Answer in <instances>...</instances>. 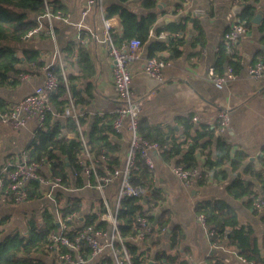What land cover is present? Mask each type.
<instances>
[{"label":"crops","instance_id":"obj_1","mask_svg":"<svg viewBox=\"0 0 264 264\" xmlns=\"http://www.w3.org/2000/svg\"><path fill=\"white\" fill-rule=\"evenodd\" d=\"M89 0H58L68 19L53 18V30L50 28V19L45 15H38V26L41 29L32 35H28L22 41L15 43L18 51L23 48H35L41 53V59L45 65L38 70L24 71V64L17 67L23 70L21 73H10L19 78L15 85H0V99L7 104L13 103L25 97L27 94L44 83L46 67L57 64L61 60L64 69L76 76L73 83L81 90L87 101L80 105L84 117L83 129L88 132L97 116L103 117L105 123H110L115 110L120 103V95L113 81V62L109 54L107 43L104 39V19L106 6L115 0H100L88 8ZM252 3L257 7L256 14L263 10L260 22L252 21L247 31L240 39L238 54L235 60L236 76L225 85L216 84L210 77V71L226 72L229 59L225 53V61L218 65L221 56V48L224 46V36L228 26V20L238 17L234 12L237 4L244 7ZM160 4V6H159ZM196 4L204 6L210 15L199 17L205 31V43H194L197 30L193 28L192 21L189 30L185 33L171 34L164 31L160 34L156 29L173 21H179L185 12L180 10L181 0H158L156 11L158 19L150 29L146 39V47L141 58L131 64L132 89L136 98L142 99L140 119L145 132L150 137L173 136L179 139H187L184 150L190 145L192 136L205 127L214 129L212 137L205 136L201 139L200 146L196 149L199 166L204 167L209 153L216 156V146L219 137H223L233 144V152L242 150L247 154V159L240 169L234 171L231 163L227 162L220 168L227 171V176L219 173L215 176L211 173L207 181L201 183L198 179L190 186L186 185L173 171L172 165L176 158L167 161L160 152H155V174L152 176L156 189L159 191V199L150 206L153 216L151 223L154 233H150L144 239L129 236L127 239L136 243L140 250H144L148 260L154 259L161 252L174 255L177 260H186L187 264H213L218 258L224 259L229 264H250L241 259L236 246L230 245L227 237L211 239L209 227L204 226L198 219L199 213L196 206L206 199L222 198L227 200L237 211L241 224L252 225L256 231L261 247L264 245V222L261 219L263 209L255 208L249 203L250 198L259 195L264 198L263 182L255 175L245 171L246 166L252 162L256 170H262L263 165L259 156L264 151V76L252 77L249 74L250 64L256 61H264V30L260 23L264 17V0H197ZM128 5L139 12L146 11L139 6V0H129ZM242 8V9H243ZM241 9V10H242ZM241 12V11H240ZM239 12V13H240ZM255 14V15H256ZM116 30H121L117 18ZM185 36L186 41L181 46L182 53L178 57L170 58V64L164 68L166 82L159 81L145 71V60L148 56L147 46L152 40L168 41L170 36ZM76 43V48L82 43L86 48L94 67V74L83 76V70L79 64L78 51L71 53L68 45ZM160 57L170 55L169 49L157 52ZM166 60V59H165ZM92 81L91 93L87 91L88 83ZM230 107L231 121L223 131L218 129L217 116L220 108ZM55 119L67 120V116L56 113ZM188 124H191L190 129ZM40 126L38 118H31L27 125L17 128L0 120V175L5 165L10 160L20 159L25 153L37 128ZM188 130V132H187ZM130 132L124 127L122 132H110L109 139L112 154L117 159L119 167L124 166L129 149ZM211 141L207 146L202 143ZM241 171V176L238 172ZM46 176L51 174L50 166L44 167ZM236 177L251 180L254 190L251 194L242 197H233L228 184ZM72 183L67 188H51L42 186L43 196L36 199L25 200L20 204L0 202V214H9L10 219L4 226L5 234L27 229V218L33 213L41 218L42 212L49 209L60 214L58 208L64 206L68 197L76 195L82 198V214L99 211L103 202L102 192L96 187L78 186L76 178L72 176ZM121 186V178H114L105 188V195L111 205L115 207L118 192ZM58 197V193H60ZM149 199V197L147 196ZM146 207L150 203L143 202ZM149 208V207H148ZM164 211L170 214V221L165 227L159 225V217ZM174 229L180 232L178 244L171 245L170 236ZM39 257L46 264H53L56 256L49 253H39ZM110 259L112 249L106 248L103 254ZM103 255L95 257L86 264H100ZM60 264V263H59ZM163 264H167L165 261Z\"/></svg>","mask_w":264,"mask_h":264},{"label":"trees","instance_id":"obj_2","mask_svg":"<svg viewBox=\"0 0 264 264\" xmlns=\"http://www.w3.org/2000/svg\"><path fill=\"white\" fill-rule=\"evenodd\" d=\"M50 8L53 12L62 10V6L58 0H48ZM129 0H115L106 6L105 17H117L121 26V30L113 32V38L116 44H122L124 41H129L132 38H146L150 29L156 24L158 19V0H139V6L146 11L139 12L128 5ZM62 8V9H58ZM47 6L45 0H0V85L12 84L19 82V78L13 76L10 72L17 74L24 71L38 70L45 65L41 59V53L35 48H23L18 51L15 43L22 41L27 37L29 31L38 26L37 16L45 13ZM257 12V7L249 3L241 10L238 17L246 23L252 24L253 18ZM192 21V22H191ZM190 22L193 28L197 30V36L194 43H205V31L198 18H191L188 14L184 15L179 21L170 22L164 26H159L156 31L158 34L169 31L171 34L176 32H187L189 30ZM260 28L264 30V17L260 23ZM185 36H170L168 41L152 40L147 46L148 56H158L157 52L169 49L170 55L164 57L169 60L181 55V46L185 43ZM76 43L72 42L68 45V50L75 52ZM78 62L83 70V76L89 77L94 74V67L90 60L89 54L82 43L79 44ZM160 57V56H158ZM163 58V57H161ZM225 47L221 48V56L218 65H222L225 61ZM235 67V60H232ZM24 64L25 68L21 70L17 66ZM48 69L55 72L60 83L58 88L50 94V101L52 109L46 113L45 120L41 124L32 140L30 141L25 152L28 155V161H37L46 158L50 163V170L52 174L62 177L63 183L70 186L72 183L71 167L76 165V160L83 154L84 144L81 138L79 124L73 116H67L64 122L60 119H55V114H63L65 106L69 102V95L75 99V102L80 106L83 105L87 99L82 94L81 90L77 88V84L73 83L76 79L72 73L67 72L68 85L62 73V67L59 63L50 65ZM92 81H89L87 91L92 92ZM6 102L0 99V108L4 109ZM113 121V120H112ZM110 123H105L103 117L97 116L94 119L91 129L85 132L83 129L84 117H80V124L83 133L86 136V141L89 149L99 155L103 151L110 155L109 167L114 168L118 166L117 159L112 154L111 140L109 133L115 132ZM191 124H188L190 129ZM139 130L141 134L150 140L158 141L163 149L161 155L167 161H172L176 158L174 164L183 165L186 168H191L199 165L196 156V149L201 144V139L205 136L212 137L214 129L205 127L204 131H199L196 136H192L190 145L184 150V145L187 144V139H179L176 136L167 138L166 136L150 137L144 130L142 120L140 119ZM188 132V130H187ZM211 141L206 140L202 143L207 146ZM216 156L209 153L205 162V167L211 169L213 174L217 176L222 173L227 176V171L220 168L225 163L230 162L234 171L240 169L241 165L247 159V154L242 150L233 152V144L228 142L223 137L218 138L216 146ZM260 163L264 166V151L259 156ZM246 172L255 175L263 182L264 190V172L256 170L252 162L246 168ZM131 181L135 185H141L145 188L146 194L149 197L147 202L149 208L145 206L141 200L136 196H124L121 198L117 210V218L119 220V233L126 240L131 260L133 264H146L148 256L144 250H140L139 246L128 240L129 236L135 235V226L137 224L138 214H145L151 221L153 216L150 212L152 203H156L159 199V191L155 187L150 171L140 157L137 160V168L132 171ZM198 181L204 183L207 181L206 176H201ZM78 186L84 184L82 176H78L75 180ZM42 184L38 181H33L30 185V191L27 200L36 199L43 196ZM228 190L233 197H242L251 194L254 190V183L251 180H245L242 177H236L228 184ZM58 193V197H60ZM258 196V195H255ZM250 198L249 203L253 205L254 198ZM254 206V205H253ZM63 217L68 216L74 212L82 213L83 205L82 198L76 195L68 197V201L64 206L58 208ZM106 210L104 203H101L99 211H92L85 214V221L87 225H93L97 228H104L111 230L110 223L101 219V214ZM197 212L204 213L207 223L214 230L211 239L215 241L218 237H227L230 245L236 246L239 254L246 259V261L255 262L256 264H264V245L260 246L256 231L252 225L241 224L238 218L236 209L225 199L214 198L200 201L196 206ZM10 219L9 214H0V264H46V261L39 257V253H49V246L52 242L51 235L58 231L59 224L55 212L45 209L42 212L41 218L39 215L33 213L27 218V229L25 232L15 230L5 234L4 226ZM264 222V208L261 216ZM170 221V214L164 211L159 217V225L165 227ZM76 223V222H75ZM67 224L72 227L74 222L67 221ZM232 227V230L225 234V228ZM80 227L71 229L68 234L73 236ZM153 229L151 233H154ZM180 239V232L174 229L171 233V245L175 247ZM117 245L118 242L116 243ZM63 251H69L64 246ZM91 249L86 244L81 245L80 252L83 256H87ZM75 251L71 250L74 255ZM157 264H187L186 260H177L174 255L161 252L156 256ZM112 258L109 259L111 261ZM113 262V260L111 261ZM60 261L56 258L53 264H59ZM213 264H229L224 259L218 258Z\"/></svg>","mask_w":264,"mask_h":264},{"label":"built area","instance_id":"obj_3","mask_svg":"<svg viewBox=\"0 0 264 264\" xmlns=\"http://www.w3.org/2000/svg\"><path fill=\"white\" fill-rule=\"evenodd\" d=\"M100 0H89L88 8L84 10L86 14L89 7ZM197 0H181L180 10L188 14L191 18H199L210 15V12L204 6L196 4ZM240 0H236L239 2ZM47 11L42 15L50 19V28L53 30V18L68 19L69 14L59 10L53 12L50 8L49 1L45 0ZM117 17H105L104 19V39L107 43L109 54L113 62L112 76L120 95V103L115 110V116L112 121L113 129L116 133L122 132L127 127L130 132L129 149L124 166L109 167L110 155L103 151L97 155L93 153L87 144L86 136L82 131L80 117L82 111L75 99L69 95V102L65 106L63 115L73 116L79 124L81 138L84 144L83 154L76 160V165L71 167V174L74 178L82 176L85 186L96 187L102 192L103 203L106 210L101 214V219L110 223L111 230L97 228L93 225H87L85 216L82 213L74 212L66 217L57 214L59 228L58 231L51 235V244L49 251L53 253L60 261V264H79L89 263L95 257L102 256L106 248L112 249L113 262L109 261L103 255L100 264H133L126 240L119 233V220L117 218V210L121 198L124 196H136L141 202L147 199L146 190L141 185H135L131 181L132 171L137 168V160L140 157L146 163L150 175L155 174V152H160L163 146L156 140H150L144 137L140 130V115L143 100L136 98L132 89V71L131 64L144 53L147 39L132 38L124 41L122 44H116L113 38V32L116 31ZM41 29L40 26L29 31L28 35H32ZM248 25L239 17H233L228 20V26L224 36V47L229 63L226 72L220 73L214 70L210 71L211 79L218 85L222 86L231 81L235 76V67L232 63L238 54V46L241 37L247 31ZM27 35V36H28ZM62 67L64 79L68 85L66 71L62 60L59 62ZM170 64L169 61L158 56H147L145 60V71L155 77L160 84L166 82L164 68ZM49 67V66H48ZM46 67V78L42 85L37 86L33 92L13 103H8L4 109L0 108V120L14 127L20 128L27 125L31 118H38L40 125L43 124L46 113L52 109L50 94L55 91L60 83L58 75ZM249 74L255 78L264 76V61H256L249 66ZM230 107L220 108L217 116L218 129L223 131L227 128L231 121ZM50 166L49 160L42 158L37 161H28V155L25 152L20 159L10 160L5 165L0 175V202L9 204H20L27 200L30 185L33 181H38L42 186H50L51 188H67L63 183L62 177L56 174L46 176L44 167ZM172 171L188 186L192 185L201 176L208 177L213 171L207 167L194 166L186 168L183 165L173 164ZM264 172V166L262 167ZM121 178V186L118 192L116 205L113 207L105 195V188L114 178ZM255 196V195H254ZM253 205L257 209L264 208V198L255 196ZM199 221L209 227V233L212 235L214 230L207 223L204 213L198 215ZM67 221L74 222V226L70 227ZM137 224L135 226V235L137 239H144L153 230V225L145 214H138ZM76 222V223H75ZM80 227L77 232L70 236L68 232L75 227ZM225 234L232 230V227L224 229ZM118 242L119 245L116 243ZM86 244L91 251L87 256H83L80 252L81 245ZM67 247L69 251H63ZM75 251L74 255L71 253ZM241 259L246 261L244 257ZM250 264H256L250 262Z\"/></svg>","mask_w":264,"mask_h":264},{"label":"water","instance_id":"obj_4","mask_svg":"<svg viewBox=\"0 0 264 264\" xmlns=\"http://www.w3.org/2000/svg\"><path fill=\"white\" fill-rule=\"evenodd\" d=\"M160 6V4H159ZM244 7V4H237L235 5L234 7V12L238 15L239 12L241 11V9ZM262 12L263 10H260L256 15L255 17L253 18V21L254 22H260L261 18H262ZM239 176H241V171L238 172ZM155 263V260L154 259H150L146 262V264H154ZM79 264H83V263H79Z\"/></svg>","mask_w":264,"mask_h":264}]
</instances>
